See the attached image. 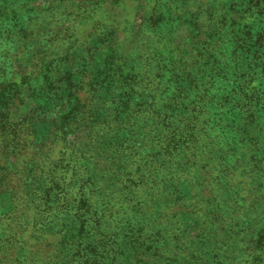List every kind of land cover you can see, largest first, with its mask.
Masks as SVG:
<instances>
[{
    "label": "trees",
    "instance_id": "trees-1",
    "mask_svg": "<svg viewBox=\"0 0 264 264\" xmlns=\"http://www.w3.org/2000/svg\"><path fill=\"white\" fill-rule=\"evenodd\" d=\"M53 1L43 0L38 13L66 15L67 5ZM250 1L201 2L199 13L191 0H145L149 11L137 14L134 26L138 35L149 37L146 46L129 60L106 56L98 73L105 85L98 106L91 101L90 40L85 49L71 43L61 58L45 62H40L39 54L45 56L41 47L29 52L28 65L38 64L37 90L58 98L49 118L52 140L40 138L39 148L53 143L66 147V137L82 127L93 141L90 149H107L105 166L113 168L98 179L89 177L88 185L70 169L47 172L42 192L25 202V207L33 206L30 213L15 215L13 225L0 221V264H26L34 252L37 264H264V168L262 181L253 185L258 214L233 219L241 225L247 221V231L233 244L223 227L231 222L230 215L214 203L209 166L146 169L131 166L129 160L149 152L171 159L184 150L218 143L231 152L237 146V160L253 159L260 151L264 118L257 116L262 109L258 91L264 80L250 87L244 74L251 66L264 76V28L262 36H251L250 18L260 12ZM42 23L50 22L40 19ZM71 26L65 29L72 31ZM114 31L84 37L95 36L94 42L103 45L99 50L114 52ZM247 45L252 52L245 62ZM76 54L83 73L72 81L69 66ZM62 82L65 92L59 90ZM41 164L33 170L38 172ZM194 171L199 172L196 184ZM81 172L87 175L84 168ZM256 173L250 175L253 181ZM9 174H0V184L9 183ZM183 175L189 177L185 185ZM48 217L58 243L51 250L43 238L32 245L38 246L35 250H26L23 232L37 223L48 232ZM186 218L195 222L187 224Z\"/></svg>",
    "mask_w": 264,
    "mask_h": 264
},
{
    "label": "rangeland",
    "instance_id": "rangeland-1",
    "mask_svg": "<svg viewBox=\"0 0 264 264\" xmlns=\"http://www.w3.org/2000/svg\"><path fill=\"white\" fill-rule=\"evenodd\" d=\"M42 1L0 0V174L10 173L9 183L0 184V221L3 226L9 223L13 225L15 215L19 216L21 212L30 213L29 210L33 206L25 207V202L32 200L42 192L40 188L49 181L46 177L47 172L54 170L56 173H61L70 169L75 173V177L80 179V183L88 185L89 177L91 180L98 179L103 173L110 174L113 168V166H105L110 156L107 149H90L93 141L90 139V143L86 136L87 130L81 131L82 127L66 137V147L61 148L60 143H53L48 144L49 147L39 148L40 138L44 137L48 140L47 142L52 140V134H48L49 118L58 108V101H56L58 98L53 96L52 92L46 95L37 90L40 85L39 79H36L38 64L28 65L29 52L35 47H41L45 56L39 54L41 55L39 56L40 62H45V60L61 58L60 52H63L71 43L73 46L85 49L90 40L91 48L88 54L92 53V57L87 59L91 61L90 73H88L90 79H94L92 80L93 92L89 90L93 94L92 105L98 106L102 100V88L105 86H102V78L98 76V73L105 64L106 56L111 54L113 60L119 57L126 60L136 58L146 46L143 45L146 44L145 38H149L138 35L135 32L137 27L134 26L137 14L145 16V13L149 11L151 5L145 0H54L53 2L60 1L63 5H67L66 15L63 14V16L54 12L51 14L38 13L37 10L39 6H42ZM210 1L191 0V5L201 13V2L209 4ZM250 6L258 8L260 12L250 18L251 36L254 34L262 36L264 1L251 0ZM40 19L50 23L39 25ZM69 24H73L72 31L65 29ZM104 29L115 30L113 32L114 44L112 43V48H115L114 52L99 50L103 45L94 42L95 36L93 38L84 37L89 33H99ZM183 32V30L180 31L179 37L183 36ZM110 37L112 35H109ZM50 49L53 51H49ZM246 50L249 55L245 62L250 61L252 47L247 45ZM261 50H264V47ZM69 68L70 80L77 81L83 73L81 60L77 54L71 60ZM245 70L244 76H247L246 80L250 81V87L263 82L264 76L254 73L251 66L250 69ZM66 87L67 84L62 82L59 90L65 92ZM262 89L258 91L262 109L257 116L264 118V91ZM85 95L87 96V93ZM114 102L118 104L116 98ZM262 137L259 142L260 151L254 153L253 159L246 157L237 160L238 154L235 151L237 146H234V152H231L227 151L222 143H218L208 149L184 150L171 159H167L162 154L149 152L129 156V160L131 166H142L146 169H152L154 166H209L213 197L216 196L214 203L220 210L229 213L231 222L223 224V227L227 228L230 242L235 244L242 237L241 232L247 231V221L246 224L241 225L233 222V219L251 218L254 214H258L256 207L259 199L255 198L253 189L255 186L253 185L255 182L262 181L260 172L264 168V133ZM41 160L42 164L37 166L38 172H36L33 168L36 164L39 165ZM118 167L120 166H116V172L119 171ZM83 168L87 175L81 172ZM194 172L195 180L192 181L196 184L199 182V172ZM210 172L208 168V174ZM253 172H257L258 176L254 178V181L250 177ZM183 177L186 180L183 183L185 185L189 177L188 175H183ZM25 183L26 186H24ZM263 215L264 212L261 213V217ZM50 220L51 217L46 220L48 232L41 231L43 227L40 223H37L33 230L27 229L23 232L21 240L26 250H35L38 246L33 247L32 245L38 244L43 238H45L44 243L49 244L51 250L56 246L59 236L52 233L54 227L51 225L52 222H49ZM185 220L187 224L195 222L187 218ZM33 255V259L27 258L26 264H37L33 261L37 259L35 252Z\"/></svg>",
    "mask_w": 264,
    "mask_h": 264
}]
</instances>
